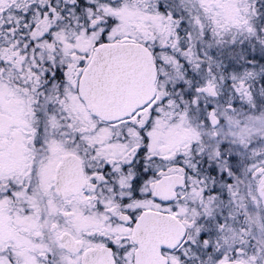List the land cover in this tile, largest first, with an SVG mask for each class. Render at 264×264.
Here are the masks:
<instances>
[{
    "label": "snow or ice",
    "instance_id": "obj_1",
    "mask_svg": "<svg viewBox=\"0 0 264 264\" xmlns=\"http://www.w3.org/2000/svg\"><path fill=\"white\" fill-rule=\"evenodd\" d=\"M0 264H264V0H0Z\"/></svg>",
    "mask_w": 264,
    "mask_h": 264
}]
</instances>
